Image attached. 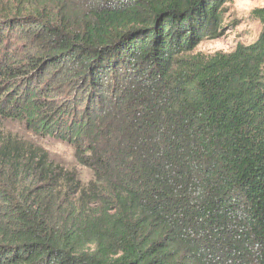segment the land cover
<instances>
[{
    "label": "trees",
    "instance_id": "obj_1",
    "mask_svg": "<svg viewBox=\"0 0 264 264\" xmlns=\"http://www.w3.org/2000/svg\"><path fill=\"white\" fill-rule=\"evenodd\" d=\"M234 0H0V264H264V6L251 44L194 52Z\"/></svg>",
    "mask_w": 264,
    "mask_h": 264
},
{
    "label": "rangeland",
    "instance_id": "obj_2",
    "mask_svg": "<svg viewBox=\"0 0 264 264\" xmlns=\"http://www.w3.org/2000/svg\"><path fill=\"white\" fill-rule=\"evenodd\" d=\"M225 6L227 8L221 35L201 42L195 48V53L212 54L219 50L229 52L239 43L248 45L258 38L262 25L252 15V11L256 7L264 6V0H234L227 2ZM0 132L42 146L56 162L69 168H76L85 183L93 178V171L78 162L75 149L70 144L54 136H40L28 127L25 120L10 119L0 115Z\"/></svg>",
    "mask_w": 264,
    "mask_h": 264
}]
</instances>
